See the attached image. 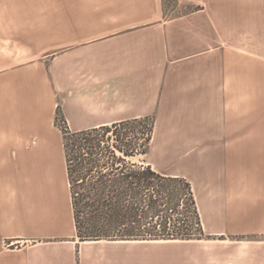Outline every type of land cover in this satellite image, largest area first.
<instances>
[{
	"label": "crops",
	"instance_id": "0c3cea01",
	"mask_svg": "<svg viewBox=\"0 0 264 264\" xmlns=\"http://www.w3.org/2000/svg\"><path fill=\"white\" fill-rule=\"evenodd\" d=\"M197 1L0 0V264H264V0ZM58 108L153 118L211 240L79 242Z\"/></svg>",
	"mask_w": 264,
	"mask_h": 264
},
{
	"label": "trees",
	"instance_id": "16d2710c",
	"mask_svg": "<svg viewBox=\"0 0 264 264\" xmlns=\"http://www.w3.org/2000/svg\"><path fill=\"white\" fill-rule=\"evenodd\" d=\"M76 237L79 242L211 240L190 182L142 160L154 120L140 118L71 132L58 108Z\"/></svg>",
	"mask_w": 264,
	"mask_h": 264
},
{
	"label": "rangeland",
	"instance_id": "374dc122",
	"mask_svg": "<svg viewBox=\"0 0 264 264\" xmlns=\"http://www.w3.org/2000/svg\"><path fill=\"white\" fill-rule=\"evenodd\" d=\"M197 0H163V6L165 8V13H167L168 17H174L179 12H188L195 7H198ZM161 146L157 141L152 143L150 151L148 155L143 158L146 163L151 164L155 170L169 173V174H178L185 173L184 165L182 163L183 160L179 159H170L162 156ZM177 242V241H170ZM160 245V244H154ZM147 245H137L135 247L136 258L137 260L144 258L147 255H153L154 252L146 249ZM166 246V245H165ZM171 246V245H168ZM159 250V249H158ZM164 250H168L171 253L170 247H164ZM175 253V251H174Z\"/></svg>",
	"mask_w": 264,
	"mask_h": 264
},
{
	"label": "bare ground",
	"instance_id": "6f19581e",
	"mask_svg": "<svg viewBox=\"0 0 264 264\" xmlns=\"http://www.w3.org/2000/svg\"><path fill=\"white\" fill-rule=\"evenodd\" d=\"M118 243H123V242H118ZM135 243H144V242H135ZM150 243H180V242H170V241H154Z\"/></svg>",
	"mask_w": 264,
	"mask_h": 264
}]
</instances>
